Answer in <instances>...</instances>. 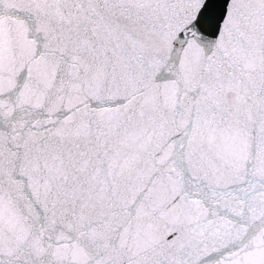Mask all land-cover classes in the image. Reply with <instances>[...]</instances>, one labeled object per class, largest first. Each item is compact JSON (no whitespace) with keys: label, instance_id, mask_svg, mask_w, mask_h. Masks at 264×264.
<instances>
[{"label":"snow or ice","instance_id":"obj_1","mask_svg":"<svg viewBox=\"0 0 264 264\" xmlns=\"http://www.w3.org/2000/svg\"><path fill=\"white\" fill-rule=\"evenodd\" d=\"M0 264H264V0H0Z\"/></svg>","mask_w":264,"mask_h":264}]
</instances>
